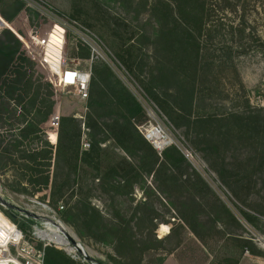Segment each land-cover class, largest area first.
Segmentation results:
<instances>
[{
	"label": "rangeland",
	"instance_id": "1",
	"mask_svg": "<svg viewBox=\"0 0 264 264\" xmlns=\"http://www.w3.org/2000/svg\"><path fill=\"white\" fill-rule=\"evenodd\" d=\"M17 1L21 3V8L14 13L12 19H8L3 11L7 10L13 13L14 6H11V0H0V14L8 22V26L1 30L0 34L4 30H8L18 39L20 43L19 53L28 59V63L24 64L25 67L33 75V81L36 84L40 83L41 93H50L51 103L48 113L35 118L32 125L23 132L17 128L19 122L15 115L9 119L8 123H5L4 120L7 115L0 119V133H4L5 136V141L0 146V196H3L13 205L40 216L27 215L23 211L0 202V235H5L6 239L8 235H11L15 223L18 226H16L17 229H21L22 235L25 236L24 242L18 247L15 245L12 247V253L16 254L21 248L27 250L33 248L37 253L34 257L29 254L25 255L37 263L41 262L38 252L43 251L48 241L38 236L40 233L38 231L37 234L36 228L44 227L43 222L57 219L66 226V231L68 230L73 235L76 241L82 245L84 251L98 262L101 264L116 263L117 259L113 258H118V256H116L112 246L85 236L90 235V233L86 230L84 232L80 226L62 218L61 210L52 203V192L53 177L56 171L55 160L59 151L61 163L64 161L66 144L68 143L60 131L62 118L72 117L76 120L80 128V150H88L90 147H83L84 142H88L91 146L93 139L90 134L91 129L87 125L88 113L91 112L96 117L100 116L110 104L125 92L132 93L144 108L145 119L143 124L139 126H148L154 123V120L160 122L168 134L176 140L178 145L174 146L202 176L212 193L219 197L240 219L246 231L243 235L252 238L255 244L264 251V216L261 217V221L258 220L251 224L246 222L240 213L241 208L254 214L257 212L251 208L258 207L261 209L262 207L264 209V174L255 173L252 167L253 162L251 161L252 164L249 162L250 156L252 155L254 158L257 154L255 150L260 151V148L256 149L257 143H260L261 139L264 141V137L255 140L250 135L249 138H238L236 142L235 140L230 141V143L227 141V148L225 146L220 147L221 157L219 160L224 167L219 166L227 169L235 176V179L240 181L241 194L237 196L227 184L223 183L204 154L195 148L192 142L195 135L194 127L189 129L186 126L177 127L148 95L146 84L151 83L150 71L155 67L154 55H156V48H158V45L156 46L153 42L155 26L152 21L151 8L154 0ZM205 1L206 10H208L205 19L209 18V21L206 23L201 38L202 41L206 40V34L210 30L209 34L212 35L213 39L208 42L212 46H210L211 49L210 47L207 48L210 49V53H214V57L211 58L214 65L211 67V72L206 76L207 80H203L198 86L197 106L200 105V107L196 109L194 116L203 115L205 117L208 114H215L221 117L227 113L245 111L246 116L254 117L257 112V115L261 114L264 117V0ZM55 16L73 18L88 28L99 40L105 60L97 57L91 61V50L82 44L79 38L73 36L57 23L54 20ZM43 41H48L49 45L46 46L47 58L52 61L55 60L54 58H58V47L62 43L63 56L68 65H78L80 68L91 65L92 76L89 95L86 100L80 99L74 88L55 90L49 83L48 69L36 57V52L44 48L41 44ZM244 47L248 49L243 51ZM228 48L231 50L229 51ZM205 49L203 53L206 54ZM119 55L123 56L124 60H134L132 71ZM96 65L98 66L97 69ZM102 67L107 68L110 75L103 78L96 73L95 69L101 70ZM19 112L17 110L16 115ZM213 122L212 127L219 128L218 125L220 124H217V121ZM10 123H14V125H10ZM49 131H57V134L50 135ZM231 133L233 135L238 134L235 128L227 129V134L231 135ZM19 141L22 142L21 146L16 148L14 145ZM50 142L55 145L51 146ZM42 145L50 149L52 153L47 185L35 182L41 166L32 164L34 167L30 170L22 166L26 161L22 158V153L23 155L24 153L28 154V150L40 149ZM101 145L108 149L107 158L109 160H117L120 154H124L113 145L111 140H107ZM212 154L215 156L216 151H212ZM259 156L260 154L254 163L259 161ZM68 169L69 166H66L58 170L59 174L61 172L59 181L64 179V174ZM94 174L95 172L90 167L79 169L76 182L71 184L74 188L73 191L70 188L61 199L65 207L77 202L79 196H86L82 193H88L87 201L107 218L114 217L116 211L121 208L124 211L129 210L126 218L130 219L136 205L146 200L148 205L157 209L159 219L168 221V224H158L156 235L164 238L173 229L171 236L165 241V249L168 251L165 252L163 249L146 251L143 264H159V257L164 256V261L166 258L174 257L181 264H208L209 258L212 259L214 255L216 259H221L226 255L224 249L226 241L223 235L216 233V230L212 233V223L207 224V226H211V230L208 228L209 234L203 235L207 242L208 249H206L189 229H180V219L168 204L167 198L155 197L139 184L134 185L132 196L113 195L105 191L106 183L105 186L101 184L99 181L101 177L98 176L97 179ZM73 176L74 174H72V178ZM246 176L247 178L243 179ZM145 180L146 187H154L155 182H153L152 177L147 176ZM198 186L199 184L196 187ZM89 188L90 192L88 191ZM211 196V194L204 196L203 203L207 201L214 203L215 197L214 195L213 198ZM245 199L249 205L254 206L248 208V205H244ZM209 202L207 203L209 204ZM204 206L209 208L207 204ZM135 221L136 219L132 220L133 223ZM142 225L144 224L140 222L141 227ZM216 225L219 228L222 227L218 222ZM135 227L137 228L136 225ZM228 228L231 229L230 226ZM8 230L10 232H7ZM59 232L63 233V229H60ZM237 232L241 233V229ZM180 239L182 242L176 248L175 246ZM49 246H54L63 251L76 263L90 264L79 252H68L66 247L59 243L52 242ZM69 247L77 250L72 243ZM211 252L212 255L210 256ZM251 256L254 255L246 249L241 260L247 257L246 259L252 261ZM245 264H249V262L247 261Z\"/></svg>",
	"mask_w": 264,
	"mask_h": 264
},
{
	"label": "trees",
	"instance_id": "2",
	"mask_svg": "<svg viewBox=\"0 0 264 264\" xmlns=\"http://www.w3.org/2000/svg\"><path fill=\"white\" fill-rule=\"evenodd\" d=\"M11 6H14L13 13L3 11L8 19H12L14 13L20 10L21 3L11 0ZM151 12L155 26L153 42L156 46L158 45V48L154 55L155 67L150 71L152 80L150 84H146L148 95L177 127L186 126L188 129L194 127L195 135L192 142L195 148L204 154L223 183L227 184L235 195L240 196V181L235 179V176L227 169L221 168L224 166L219 160L220 147H226L230 141L235 140L236 142L238 138H249L250 135L255 140L263 138L264 117L261 114L257 115V112L254 117L246 116L245 111L231 112L221 117L215 114H208L205 117L203 115L194 116L196 109L200 107V105L197 106L198 86L203 80H207L206 76L214 65L211 59L214 53H210L212 45L209 42L213 39L209 34L210 30L206 34V40L202 41L201 38L206 23L209 21V18L205 19L208 13L206 1L154 0ZM19 45L18 39L10 31L4 30L0 34V119L7 115L4 120L8 123L9 119L15 115L19 122L17 128L23 132L32 125L35 118L48 113L51 98L49 92L41 93L40 83L36 84L33 81V75L24 65L28 63V59L20 55ZM204 49L206 54L203 53ZM228 49L231 50V48ZM246 49L248 48L244 47L242 50L246 51ZM119 56L123 59V56ZM47 59L51 63L54 62L50 58ZM124 62L132 71L134 60L126 59ZM97 67L96 65V69ZM96 69V73L103 78L110 75V71L105 67L101 70ZM17 110L20 111L18 115H16ZM144 119V108L135 96L130 92L123 93L100 116L96 117L91 112L88 113L87 125L91 129L90 134L93 139L90 148L81 151L78 123L72 117L62 118L60 131L68 143L64 161L61 163L59 151L55 160L56 171L53 177L52 192V203L61 210L62 218L80 226L84 232L90 233L85 236L112 246L118 256V258H113L117 259L115 264H143L146 251L155 249L168 251L165 249V241L171 236L173 229L164 238L156 235L158 224H168V221L159 219L157 209L148 205L146 200L136 205L130 219L126 218L129 210L124 211L121 208L116 211L114 217L107 218L87 201L88 193H82L86 196H79L78 201L69 207L63 205L61 199L70 188L73 191L71 184L76 182L79 169L90 167L95 172L94 177L98 179L100 176L101 184L106 183L105 191L113 195L132 196L134 185L139 184L151 195L167 198L168 204L180 219V229H189L206 249H208L207 242L203 235L209 234L208 228L211 230L212 226V233L216 230V233L223 235L226 241L224 245L226 255L221 259H216L214 255L212 259L209 258L208 264H239L246 249L254 256L264 258V251L255 244L252 238L243 235L246 231L240 219L219 197L212 193L206 181L186 161L180 150L170 145L159 153L144 138L138 129ZM213 121L220 124L219 128L212 127ZM230 128L231 130L235 128L238 134H227V129ZM48 133L54 135L57 131ZM186 133L188 134V131ZM0 134V146H2L5 136L4 133ZM107 140H111L113 145L124 153L119 156L117 154V160L107 158L108 149L101 145ZM21 143L19 141L14 146L18 148ZM257 144L256 149L260 148V151L255 150L257 154L254 158L251 155L249 162L251 164L253 162L252 167L255 173L264 174V141L261 139ZM50 145L55 144L50 142ZM212 151H216L215 156ZM27 152L28 154L24 153V155L22 153V158L26 160L22 166H25L27 170L33 168L34 164L41 166L35 182L47 185L52 158L51 150L42 145L40 149ZM258 154H260L259 161L254 163ZM66 166H69V169L64 174V179L59 181L61 172L59 174L58 170ZM72 174H74L73 178ZM147 176L152 177L155 182L154 187H146ZM197 184H199L198 187H196ZM88 191L90 192V188ZM210 194L212 198L213 195L215 197L214 203L207 200L209 204L205 201L203 203L204 196ZM205 204L209 208H206ZM244 205H248V208L254 206L249 205L247 199ZM251 209L257 213L254 214L242 208L240 213L246 222L254 224L264 216V209L262 207ZM131 219H136L135 223ZM140 222L144 224L142 227ZM217 222L221 224V228L217 227ZM209 223L213 225L207 226ZM239 229L241 233L237 232ZM83 231L80 232L83 233ZM4 242L5 235H0V243ZM181 242L182 239L175 247L177 248ZM43 252V264H81L76 263L54 246H44ZM209 255L211 256L212 252ZM164 258L165 256L159 257V264H163Z\"/></svg>",
	"mask_w": 264,
	"mask_h": 264
},
{
	"label": "built area",
	"instance_id": "3",
	"mask_svg": "<svg viewBox=\"0 0 264 264\" xmlns=\"http://www.w3.org/2000/svg\"><path fill=\"white\" fill-rule=\"evenodd\" d=\"M54 20L62 25V27L69 31L73 36H76L80 39L82 44L91 50V61L97 57H101L105 60L101 46L99 45V40L96 36L85 26L80 24L77 20L66 17V16H55ZM8 26L7 20L0 14V31ZM61 43V42H60ZM44 48L40 49L41 51L36 52V57H38L40 63L47 67L49 73V83L53 86L55 90H63L68 88H74L77 92V95L80 99L86 100L89 95V87L92 76L91 65L89 67L80 68L78 65H68L63 56V45L62 43L58 47V58H54L57 63L52 62L47 59L48 50L47 45L48 41H43L41 43ZM43 65V66H44ZM140 133L144 138L149 141L153 147L161 152L163 149L170 145H178L176 140H174L166 131L165 127L154 120V123L150 125H141L138 127ZM84 148H89L90 144L88 142L83 143ZM8 217V216H7ZM9 218V217H8ZM9 220H11L9 218ZM12 221V220H11ZM13 222V221H12ZM14 223V222H13ZM15 224V223H14ZM16 225V224H15ZM17 226V225H16ZM18 227V226H17ZM18 231L21 233L18 240H13L7 243V247L0 246V261L5 259L9 264H17L14 259H18L23 264H43L44 263V252L39 251L38 253L41 262H35L33 259L29 258L25 254L30 256H35L37 253L32 248L27 250L26 248H21L20 251H17L16 254L12 253V247L19 246L21 242L25 241V236L22 235L21 229L18 228ZM17 242V243H16ZM16 243V244H15ZM19 243V244H18ZM52 242H48L46 245H51ZM45 245V246H46ZM28 257V258H26Z\"/></svg>",
	"mask_w": 264,
	"mask_h": 264
},
{
	"label": "bare ground",
	"instance_id": "4",
	"mask_svg": "<svg viewBox=\"0 0 264 264\" xmlns=\"http://www.w3.org/2000/svg\"><path fill=\"white\" fill-rule=\"evenodd\" d=\"M57 220V219H56ZM58 221V220H57ZM58 222L61 223V225L63 226L60 227L56 224H53V222L47 221V222H43L44 227H37L36 228V232L38 234V231L40 233L41 237L39 234L38 236L48 242H53V243H59L63 246L66 247V250L68 252H76L77 250H74L72 247H69L70 245V240L68 239V237L66 236L67 234L71 235L70 232L67 230L66 231V226L59 220ZM60 229H63V233L59 232ZM18 233H20L16 227V225H13V230L10 233L11 235H8L5 239V242L3 244L0 243V246L7 247V243H9L10 241L13 242V240H18V238H20V236L18 235ZM21 235V233H20ZM73 237V235H71ZM74 238V237H73ZM75 239V238H74ZM76 240V239H75ZM17 243V242H16ZM15 243V244H16ZM22 243V242H21ZM20 243V244H21ZM19 244V243H18ZM82 246V245H81ZM83 248V247H82ZM77 249V248H76ZM84 250V249H83ZM78 252V251H77ZM15 263L17 264H23L21 261H19L18 259H14ZM0 264H9L5 259H2V261H0Z\"/></svg>",
	"mask_w": 264,
	"mask_h": 264
},
{
	"label": "water",
	"instance_id": "5",
	"mask_svg": "<svg viewBox=\"0 0 264 264\" xmlns=\"http://www.w3.org/2000/svg\"><path fill=\"white\" fill-rule=\"evenodd\" d=\"M0 202L3 203L4 205L6 206H9V207H14L20 211H23L24 213H26L27 215H30V216H35V217H40L39 215L35 214V213H32L26 209H23V208H20L16 205H13L12 203H10L7 199H5L4 197L0 196ZM59 221V220H58ZM57 220H53L51 219L50 222H53V224H56L60 227L63 228V226L61 225L60 222H58ZM68 237V239L70 240V243L73 244L74 247L77 248V251L82 255V257L87 261L89 262L90 264H101L100 262H98L94 257H92L89 253H87L86 251L83 250L81 244L79 242H77L71 235L67 234L66 235Z\"/></svg>",
	"mask_w": 264,
	"mask_h": 264
},
{
	"label": "crops",
	"instance_id": "6",
	"mask_svg": "<svg viewBox=\"0 0 264 264\" xmlns=\"http://www.w3.org/2000/svg\"><path fill=\"white\" fill-rule=\"evenodd\" d=\"M246 258L247 257H244L239 264H245L247 261L249 262V264H264V259L259 256H251L252 261ZM163 264H181V263L176 258L169 257V258H166Z\"/></svg>",
	"mask_w": 264,
	"mask_h": 264
}]
</instances>
